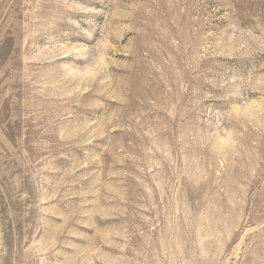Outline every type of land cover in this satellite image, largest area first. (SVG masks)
Masks as SVG:
<instances>
[{
    "label": "rangeland",
    "instance_id": "1",
    "mask_svg": "<svg viewBox=\"0 0 264 264\" xmlns=\"http://www.w3.org/2000/svg\"><path fill=\"white\" fill-rule=\"evenodd\" d=\"M0 264H264V0H0Z\"/></svg>",
    "mask_w": 264,
    "mask_h": 264
}]
</instances>
